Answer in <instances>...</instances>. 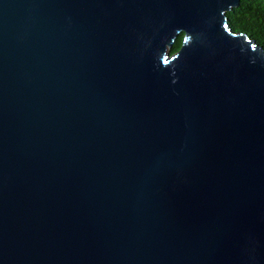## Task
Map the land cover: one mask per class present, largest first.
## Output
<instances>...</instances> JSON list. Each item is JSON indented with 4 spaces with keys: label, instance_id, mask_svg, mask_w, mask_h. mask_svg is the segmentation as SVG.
I'll return each mask as SVG.
<instances>
[{
    "label": "water",
    "instance_id": "1",
    "mask_svg": "<svg viewBox=\"0 0 264 264\" xmlns=\"http://www.w3.org/2000/svg\"><path fill=\"white\" fill-rule=\"evenodd\" d=\"M239 2L0 0V264H264Z\"/></svg>",
    "mask_w": 264,
    "mask_h": 264
},
{
    "label": "trees",
    "instance_id": "2",
    "mask_svg": "<svg viewBox=\"0 0 264 264\" xmlns=\"http://www.w3.org/2000/svg\"><path fill=\"white\" fill-rule=\"evenodd\" d=\"M227 15L233 30L247 33L264 48V0H241Z\"/></svg>",
    "mask_w": 264,
    "mask_h": 264
},
{
    "label": "flooded vegetation",
    "instance_id": "3",
    "mask_svg": "<svg viewBox=\"0 0 264 264\" xmlns=\"http://www.w3.org/2000/svg\"><path fill=\"white\" fill-rule=\"evenodd\" d=\"M240 1H241V0H240ZM239 4H240V2H239ZM239 4H238L237 6H235V7H238ZM235 7H233L232 9H234ZM232 9H231V10H232ZM231 10H229V11H231ZM229 11H227V12H229ZM226 14H227V13H226ZM227 19H228V15H227ZM228 24H229V19H228ZM229 26H230V25H229ZM232 30H233V29H232ZM233 32H235V33H241V34L243 33V34H245V35L248 36L247 33L242 32V31H235V30H233ZM184 38H185V32H180V33L175 37V39L173 40L171 46L168 47V50L170 51V53H176V52H178V51L181 49L182 44H183V42H184ZM179 41H180V45L178 46V42H179Z\"/></svg>",
    "mask_w": 264,
    "mask_h": 264
},
{
    "label": "clouds",
    "instance_id": "4",
    "mask_svg": "<svg viewBox=\"0 0 264 264\" xmlns=\"http://www.w3.org/2000/svg\"><path fill=\"white\" fill-rule=\"evenodd\" d=\"M249 36V38L250 39H253L252 37H250V35H248ZM255 40V39H254ZM256 41V40H255ZM256 43L259 45V46H261L257 41H256ZM262 47V46H261ZM263 48V47H262ZM263 50H264V48H263Z\"/></svg>",
    "mask_w": 264,
    "mask_h": 264
}]
</instances>
